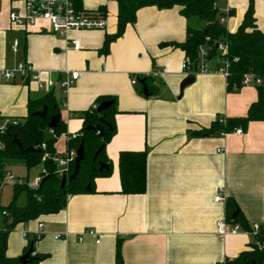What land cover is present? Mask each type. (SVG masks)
<instances>
[{"label":"crops","instance_id":"crops-1","mask_svg":"<svg viewBox=\"0 0 264 264\" xmlns=\"http://www.w3.org/2000/svg\"><path fill=\"white\" fill-rule=\"evenodd\" d=\"M251 1L256 25L264 31V0ZM249 2L217 0L220 12L233 10L223 23L228 32L237 29ZM79 4L87 11L105 6L106 27L70 30L68 38L80 45L74 50L70 39L52 33L46 21L27 28L12 25L9 13H21L23 3L0 0V70L25 62L42 80L51 76L58 81L63 70L82 74L66 91L58 85L41 90L29 78L10 82L0 76V117L23 121L28 101L51 91L66 127L54 144L59 155L67 150L68 137L80 132L81 113L96 107L99 97H114L115 132L105 145L111 173L96 177L93 191L68 194L57 213L16 225L8 235L6 254L21 256L32 238L34 254L45 255L38 264H115L119 239L123 264H220L237 257L249 249L254 236L243 228L218 236L215 224L227 217V203L214 202V196L222 188L248 225L264 226V121H250L241 135L195 137L190 132L208 128L218 116H245L257 100L256 87L228 91L223 76L205 73L195 74L180 91L187 77L182 69L185 53L161 44L182 43L187 26L202 24L187 20L179 6L139 8L134 23L105 54L101 51L105 33L116 29V2L80 0ZM13 41L18 42V53L11 51ZM152 69L164 72L152 81L157 93L144 96L130 76L137 78ZM143 149L145 192L120 193L119 152ZM38 222L43 223V234L36 237ZM89 230L93 234H87ZM56 234L62 238L56 239Z\"/></svg>","mask_w":264,"mask_h":264},{"label":"trees","instance_id":"trees-1","mask_svg":"<svg viewBox=\"0 0 264 264\" xmlns=\"http://www.w3.org/2000/svg\"><path fill=\"white\" fill-rule=\"evenodd\" d=\"M116 2V29L114 33H105L101 51L107 53L112 41L120 37L128 24L134 23L136 11L146 6H155L158 9H168L173 6L180 7V14L187 20L195 19L201 22L198 28L187 26L186 38L182 43L170 42L161 45H169L180 48L188 57L192 66L197 64V49L200 45L210 48L211 56H217L216 44H227V58L229 60L230 75L227 78V90L234 91L241 87V79L245 73H252L259 77L260 84L255 85L257 100L252 103L243 117L225 118L218 116L208 128H200L190 132L191 136H215L222 132L230 133L240 127L245 130L250 121H264V31L258 29L254 16L253 2L250 0L243 19L234 32H228L220 18L224 16L216 5L217 0H114ZM80 6V4H78ZM96 11L106 16V7L100 6ZM233 10H228L227 16H232ZM136 77V76H135ZM144 78L149 95L157 93L152 85L155 77L140 75L137 81ZM142 91V87H141ZM106 100H112V105L101 112H97V106ZM47 106L44 118L33 116L42 106ZM96 107L83 111L82 128L75 138L68 142V148H76L82 141L84 146V158L80 162L78 174L71 181H66L61 188V178L58 176L54 162V144L56 139L65 133L66 127L60 119L56 128H53L55 136L48 132L47 122L51 115L59 112L54 96L51 91L46 92L40 98L30 99L27 103V115L23 121H9L4 132L0 133V182L5 174L6 166L15 160H20L28 169L42 162L43 169L40 173L41 182L35 188L28 186V182L13 185L12 200L8 205H0V264H21L19 257H9L6 254L7 239L11 231L19 223L38 218L40 215L57 213L64 208L68 194H76L93 191L94 179L100 176H108L111 173V165L105 155V145L115 132L114 114L117 112L115 98L111 96L99 97ZM105 117L111 129L104 127L107 132L106 139L102 140L94 126L99 117ZM6 119L0 117V124ZM17 139L21 148L13 141ZM45 144V149L40 147ZM32 146L34 150L24 152L23 149ZM102 148L94 158L99 147ZM48 156L44 158V154ZM146 157L145 149L139 151H120L118 154V177L120 182L119 192L123 194H141L146 190ZM99 162L108 165L107 169L99 170ZM74 169V163L70 165L68 177ZM27 179V177H26ZM24 192L26 203L23 206L16 204L18 195ZM227 217L238 223L241 228L247 230L249 225L241 217V212L233 200L227 199ZM258 237L264 241V226L261 225ZM35 239H28L22 255L28 250ZM34 244V243H33ZM34 251V250H33ZM21 255V256H22ZM34 260L28 264H38L45 258L44 254L33 255ZM115 264H123L120 252V240L117 239L115 247ZM225 264H264V247L258 249L251 244L249 249L242 251L237 257L225 260Z\"/></svg>","mask_w":264,"mask_h":264},{"label":"built area","instance_id":"built-area-1","mask_svg":"<svg viewBox=\"0 0 264 264\" xmlns=\"http://www.w3.org/2000/svg\"><path fill=\"white\" fill-rule=\"evenodd\" d=\"M23 3V11L21 13L12 11L9 13V21L12 25L19 26L21 28H27L34 25L37 21H46L49 24L50 31L54 34H58L67 39L68 32L70 30H96L105 29L106 18L100 15L96 10L87 11L79 7L80 0H21ZM228 10H225L224 16L220 18V23H224ZM69 46L74 50L80 48L79 42L76 39L68 40ZM210 48L206 45H200L197 49V64L192 66L191 60L185 56L182 62V69L185 76H194L195 74L213 73L219 74L226 80L230 75L229 72V60L227 58L228 47L226 43L219 42L216 44V51L219 53L217 56H211L209 52ZM11 51L13 53L19 52V46L17 41H13L11 45ZM164 70L152 69L146 76H153L157 78L162 74ZM0 76L7 81H14L17 77L29 78L38 83L41 90H49L55 85H58L63 90H68L70 86L82 77V74L78 71L63 70L62 78L55 81L51 76L46 80L41 79L39 72H35L32 66L25 62H19L10 69H1ZM131 84H135L137 79L135 76H130ZM259 77L252 73H245L241 79V86L257 85L260 84ZM66 105L63 104V107ZM8 119H4L0 124V133L6 129ZM51 136H55L53 130H48ZM241 135L243 130L238 127L230 133L222 132L219 136H226L227 134ZM76 135H70L68 141L75 138ZM40 147L45 149V144H41ZM48 154H44V158ZM76 156V149L67 148L62 154L54 156V162L57 167L58 176H66L69 172L70 165L74 163ZM6 179L11 180L12 176L5 174ZM42 176L35 178L29 186L35 188L41 182ZM227 201L226 195L222 188H219L214 196V202L225 204ZM259 223H252L249 228L245 230L247 233L254 236V246L258 249L264 247V241L258 237L261 230ZM241 226L234 222L232 218L226 216L219 218L215 224V232L218 236H225L228 234L234 235L241 230ZM87 234H93V231L89 230ZM43 234V223L38 222L36 237ZM26 235V234H25ZM56 239L62 238L61 234L55 235ZM34 255V254H33ZM220 264H225L223 261Z\"/></svg>","mask_w":264,"mask_h":264},{"label":"water","instance_id":"water-1","mask_svg":"<svg viewBox=\"0 0 264 264\" xmlns=\"http://www.w3.org/2000/svg\"><path fill=\"white\" fill-rule=\"evenodd\" d=\"M193 80H194L193 76H187L182 81V83L180 84V91L182 92L183 88L186 85H188L189 83H191ZM138 83L142 87L143 95L148 96L149 91H148V86H147L145 79L142 78V79L138 80ZM112 103H113L112 100H106V101L101 102L96 108L97 112H101L103 110L108 109L112 105ZM46 113H47V106L44 105V106H42V108L40 110L33 112L32 115L37 116L39 118H44L46 116ZM60 117L61 116H60L59 112L51 115L48 122H47V127L51 128V129L56 128L58 123H59ZM104 127L111 129L110 124L106 121V119L103 115V116L99 117L97 124L94 126V129L96 130L98 136L102 140H105L106 135H107V132L105 131ZM13 141L15 142V144L19 148H21V144L17 139L14 138ZM101 148H102V146L99 147V149L96 151L94 158L96 157V155L98 154V152L100 151ZM32 150H34V148L32 146H29V147L23 149L24 152H28V151H32ZM83 158H84V146H83V142L81 141L76 148V156L74 159L73 172L68 177L63 176L61 178V184H60L61 188L64 186L66 181H71L72 179H74L76 177V175L78 174L79 168H80V162L83 160ZM107 168H108L107 164H105L103 162H99V167H98L99 170L107 169ZM33 243L34 242H32L31 245L29 246L28 250L22 256L19 257V261L21 264H28L34 260Z\"/></svg>","mask_w":264,"mask_h":264},{"label":"rangeland","instance_id":"rangeland-1","mask_svg":"<svg viewBox=\"0 0 264 264\" xmlns=\"http://www.w3.org/2000/svg\"><path fill=\"white\" fill-rule=\"evenodd\" d=\"M87 1H89L90 3H93V0H87ZM112 16L113 14L110 13V8H109L108 17L110 18ZM250 86L255 87L254 84ZM60 140L61 139L59 138L58 140L59 143H61ZM42 169H43L42 162H39L38 164H35L28 169L23 165V163L20 160H15L13 162H10L5 168V174L12 176V179L11 180L6 179L4 177L5 174H3V178L1 179V182H0V205L5 206L11 202L12 196H13V185L14 184L23 183L27 181L28 186H29V184L35 178L39 177ZM25 203H26V195L24 192H21L16 198V204L19 206H23Z\"/></svg>","mask_w":264,"mask_h":264}]
</instances>
